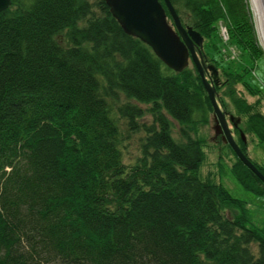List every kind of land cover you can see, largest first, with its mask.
<instances>
[{"label":"trees","instance_id":"obj_1","mask_svg":"<svg viewBox=\"0 0 264 264\" xmlns=\"http://www.w3.org/2000/svg\"><path fill=\"white\" fill-rule=\"evenodd\" d=\"M171 1L225 74L216 90L227 85L243 131L263 141L264 113L233 86L251 87L243 75L264 54L248 1ZM221 24L240 60L224 57ZM212 111L193 62L167 66L104 0H11L0 10V264H264V227L199 173ZM230 149L236 179L264 194Z\"/></svg>","mask_w":264,"mask_h":264},{"label":"water","instance_id":"obj_2","mask_svg":"<svg viewBox=\"0 0 264 264\" xmlns=\"http://www.w3.org/2000/svg\"><path fill=\"white\" fill-rule=\"evenodd\" d=\"M104 1L123 30L150 45L167 66L180 71L190 60L193 62L212 104L215 132L220 134L221 139L230 145L242 162L264 182V173L243 152L229 124L232 122L233 126L239 127L241 117L225 110L218 101V71L213 63L205 60L203 35L191 25L183 24L171 0ZM10 4L11 0H0V10ZM239 135L245 142L242 129H239Z\"/></svg>","mask_w":264,"mask_h":264},{"label":"rangeland","instance_id":"obj_3","mask_svg":"<svg viewBox=\"0 0 264 264\" xmlns=\"http://www.w3.org/2000/svg\"><path fill=\"white\" fill-rule=\"evenodd\" d=\"M249 3L251 15H252V21L255 28L256 36L258 43L264 50V44L262 43V38L260 36V32L257 26V20L254 14V11L252 9L251 0H247ZM227 29V28H226ZM228 33V31H227ZM221 40L224 43L225 49H224V57L227 58V60L237 59L240 60L241 58L240 51L238 48H235L236 46H233L227 39L222 38L221 33H219ZM189 64L192 65V61H189ZM253 67H251V76L248 73H245L243 75V79L247 81L248 85L253 87H244L241 82L235 83L233 86H235L236 94L239 93L244 95L248 102L252 104H256L254 106L255 108L257 106H260V109L264 107V54L260 56L257 59L256 64H252ZM255 66V68H254ZM231 69V68H229ZM218 76H219V82L223 83L226 80L225 74L218 69ZM251 88V89H250ZM224 90L227 89V85H222V88L218 90V101L220 102V97L224 98L225 105L224 109L232 112L235 115L241 116V122L240 126L241 129L245 128L244 124V116L243 114L238 113V110L234 107L232 104V101L228 95L225 94ZM250 90H253L251 92ZM255 99V100H254ZM142 106H145L144 104H141ZM257 109V108H256ZM264 110V108H263ZM143 120H150L149 116H145L142 118ZM174 122V128H173V134L175 136H179L177 133V122L172 119ZM214 116L211 113L209 121L206 124H201L198 129V135L202 137L203 140H206L203 149L205 150V157L200 165L199 173L202 177L210 176L213 180L216 182L222 183L229 192L241 200L244 201L245 207H246V213L248 216V225H255L258 227H264V194H256L252 191L246 189L233 175V172L231 170V165L236 160L234 154L232 153L229 145L227 142L223 141L221 139L220 134H217L214 129ZM230 124V122H229ZM232 127V125L230 124ZM237 138V133L232 131ZM246 137V149L245 154L252 160H255L262 164L264 166V140L259 141L258 137L252 133V132H245ZM131 154L134 155L135 149H130Z\"/></svg>","mask_w":264,"mask_h":264},{"label":"bare ground","instance_id":"obj_4","mask_svg":"<svg viewBox=\"0 0 264 264\" xmlns=\"http://www.w3.org/2000/svg\"><path fill=\"white\" fill-rule=\"evenodd\" d=\"M251 5L257 20L262 43L264 44V0H251Z\"/></svg>","mask_w":264,"mask_h":264},{"label":"built area","instance_id":"obj_5","mask_svg":"<svg viewBox=\"0 0 264 264\" xmlns=\"http://www.w3.org/2000/svg\"><path fill=\"white\" fill-rule=\"evenodd\" d=\"M220 33H221V36L223 37V39H227L228 38L227 29L222 24L220 25Z\"/></svg>","mask_w":264,"mask_h":264},{"label":"flooded vegetation","instance_id":"obj_6","mask_svg":"<svg viewBox=\"0 0 264 264\" xmlns=\"http://www.w3.org/2000/svg\"><path fill=\"white\" fill-rule=\"evenodd\" d=\"M261 110H262V112L264 113V111H263V109L261 108ZM231 125H232V129H234L235 130V126H233V124H232V122H231Z\"/></svg>","mask_w":264,"mask_h":264},{"label":"crops","instance_id":"obj_7","mask_svg":"<svg viewBox=\"0 0 264 264\" xmlns=\"http://www.w3.org/2000/svg\"><path fill=\"white\" fill-rule=\"evenodd\" d=\"M264 107H262V109H263ZM264 111V110H263Z\"/></svg>","mask_w":264,"mask_h":264}]
</instances>
